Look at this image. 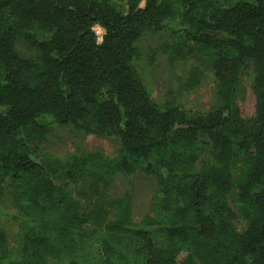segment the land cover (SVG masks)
<instances>
[{"label": "trees", "instance_id": "1", "mask_svg": "<svg viewBox=\"0 0 264 264\" xmlns=\"http://www.w3.org/2000/svg\"><path fill=\"white\" fill-rule=\"evenodd\" d=\"M147 30H170L172 55L204 54L211 108L156 104L132 68ZM17 39L38 55L22 57ZM247 62L249 118L235 100ZM198 82L192 70L186 87ZM54 125L116 137L119 149L38 151ZM137 171L161 179L163 207L134 220L130 194L109 187ZM5 183L22 227L8 249L0 226V264H264V0H0Z\"/></svg>", "mask_w": 264, "mask_h": 264}, {"label": "rangeland", "instance_id": "2", "mask_svg": "<svg viewBox=\"0 0 264 264\" xmlns=\"http://www.w3.org/2000/svg\"><path fill=\"white\" fill-rule=\"evenodd\" d=\"M176 6V5H175ZM170 25L172 22H170ZM101 42L103 28H97ZM38 33L45 37L48 34L42 30ZM175 38L170 30H147L136 43L137 53L132 61L136 77L144 84L161 108L177 105L187 110L203 112L216 103L215 77L210 66L205 62L204 54L198 52L186 57H178L165 49L173 45ZM17 52L25 58L38 55L23 39L16 40ZM192 70H197L199 82L193 88L186 87V79ZM253 64L247 62L239 75L235 90V100L243 117L249 118L255 111V93L253 91ZM39 150L65 159L78 150H99L107 156H114L119 149L116 137H105L86 134L69 126L54 125L38 141ZM81 186H72V191L81 196ZM113 195L128 192L132 200V217L134 220L147 215H156L163 207L162 182L159 177L146 176L137 171L132 174H118L109 187ZM82 201L85 198L80 197ZM230 206L233 205L230 203ZM20 218L14 196L5 183L0 191V226L4 228L7 238V248L16 246L20 233ZM234 225L240 231L243 225L241 219H236ZM48 264H55L49 259Z\"/></svg>", "mask_w": 264, "mask_h": 264}, {"label": "built area", "instance_id": "3", "mask_svg": "<svg viewBox=\"0 0 264 264\" xmlns=\"http://www.w3.org/2000/svg\"><path fill=\"white\" fill-rule=\"evenodd\" d=\"M97 28H101L102 29V27H100L99 25L94 26V31H95L96 35L98 34ZM99 38H100V36L97 35V39H99Z\"/></svg>", "mask_w": 264, "mask_h": 264}]
</instances>
